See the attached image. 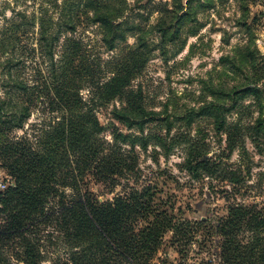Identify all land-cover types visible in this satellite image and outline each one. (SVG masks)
Listing matches in <instances>:
<instances>
[{
  "label": "trees",
  "instance_id": "16d2710c",
  "mask_svg": "<svg viewBox=\"0 0 264 264\" xmlns=\"http://www.w3.org/2000/svg\"><path fill=\"white\" fill-rule=\"evenodd\" d=\"M127 1L41 0L30 12L0 11V168L11 178L0 190V264H43L51 237L65 250L66 264H153L167 233L186 247L202 230L217 237V264H264L262 205L231 202L213 227L208 219L178 217L175 204L159 196L152 183L129 186L105 200L91 189L101 183L111 193L122 179L139 181L140 155L151 145L170 154L174 144L146 133L151 123L169 133L175 119L190 125L209 117L221 133L226 114L246 98L262 110L264 54L253 22L264 10L253 11L264 8V0H232L245 37L220 58V73L234 83L205 81L203 90L212 100L174 112L173 121L167 111L148 107L133 79L156 51L183 48L204 27L201 16L219 12L230 0ZM90 28L108 51L127 44L130 36L135 42L105 60L85 34ZM102 109L109 110L106 123L99 116ZM38 111L50 117L30 133L25 126ZM252 129L263 145L261 113ZM185 146L181 167L194 179L218 175L233 183L228 194L240 192L241 177L220 171V161L202 146L188 140Z\"/></svg>",
  "mask_w": 264,
  "mask_h": 264
},
{
  "label": "rangeland",
  "instance_id": "374dc122",
  "mask_svg": "<svg viewBox=\"0 0 264 264\" xmlns=\"http://www.w3.org/2000/svg\"><path fill=\"white\" fill-rule=\"evenodd\" d=\"M40 1L0 0V11L7 15H11L13 8L30 12L37 9ZM217 10L219 12L210 10L201 16L204 27L197 35H190L183 48L179 45L169 47L166 54L156 51L141 73L133 79V87L142 88L148 107L167 111L172 121L177 118L173 116L174 112L180 113L212 100V96L203 90L205 81L219 83L228 80V83H234L230 77L221 75L220 58L231 53L234 47L244 40L243 30L236 25L240 13L232 0L220 4ZM260 10L264 8L257 6L253 12L259 14ZM155 17L156 14L151 18L152 23L155 22ZM253 23L257 46L264 54V14L257 15ZM93 29H88L85 34L91 37L96 44V50L105 60L112 55H118L121 50H125L126 45L135 42V38L130 36L127 44L123 43L115 51H108ZM225 31L228 32L227 35L224 34ZM228 36L229 44L225 42ZM87 93L86 90L83 91L85 97ZM260 113L264 116V104L260 110L251 98H246L241 108L226 114L225 130L221 133H217V125L209 117H198L190 125L184 120L175 119L169 133L159 122L151 123L146 133H158L166 138L167 143L174 144L170 154L165 155L164 150L151 145L147 151H140L139 181L122 179L121 184L111 193L101 183H93L91 189L100 200H105L113 198L116 193H123L129 186L141 187L142 183H152L157 185L159 196L175 204L178 217L189 221L208 219L213 227L226 216L227 206L231 202L264 206V144L259 146L263 138L252 131L254 120ZM99 116L102 121L108 122L109 110L102 109ZM49 117L42 116L41 111L35 112L25 129L31 133L35 123L40 124ZM119 126L124 132H128L123 125ZM23 132L20 130L18 134ZM185 140L202 146L201 149L208 153V156L220 161V171L235 172L236 177H241L238 184L240 192L228 194L233 184L229 179L223 180L218 175L194 179L182 168L181 162L186 155ZM0 173L2 177L9 176L2 168ZM172 236V232L165 235L153 264H217V237L213 234L202 230L186 247L173 243ZM55 240L51 237V241L46 243L47 258L43 264H66V252Z\"/></svg>",
  "mask_w": 264,
  "mask_h": 264
},
{
  "label": "built area",
  "instance_id": "2783aa9c",
  "mask_svg": "<svg viewBox=\"0 0 264 264\" xmlns=\"http://www.w3.org/2000/svg\"><path fill=\"white\" fill-rule=\"evenodd\" d=\"M11 178L9 176L2 177V174L0 173V190H4L8 187L10 183Z\"/></svg>",
  "mask_w": 264,
  "mask_h": 264
}]
</instances>
